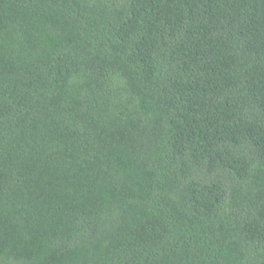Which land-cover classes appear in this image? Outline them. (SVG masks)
<instances>
[{"label":"trees","instance_id":"obj_1","mask_svg":"<svg viewBox=\"0 0 264 264\" xmlns=\"http://www.w3.org/2000/svg\"><path fill=\"white\" fill-rule=\"evenodd\" d=\"M0 264H264V0H0Z\"/></svg>","mask_w":264,"mask_h":264}]
</instances>
